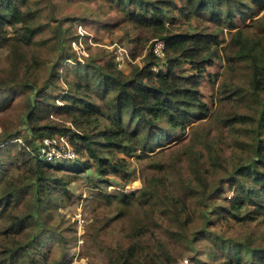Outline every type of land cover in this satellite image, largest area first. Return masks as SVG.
<instances>
[{"label": "trees", "instance_id": "trees-1", "mask_svg": "<svg viewBox=\"0 0 264 264\" xmlns=\"http://www.w3.org/2000/svg\"><path fill=\"white\" fill-rule=\"evenodd\" d=\"M106 1L119 17L111 27L120 26L129 37V73L117 68L112 57L103 63L80 60L72 47L75 26L62 53L64 87L54 95L60 74L38 85L24 47L45 29L59 34L62 21L35 25L44 11L51 13L49 7L34 9L32 0H0V49L8 51L10 60L0 69V264H64L62 251L73 247L75 239L66 237L53 209L76 176L63 171L93 168L99 178L94 186L108 185L110 177L127 182L135 173L131 157L144 162L142 188L94 194L122 204L117 218L135 204L143 209L142 219L182 239L201 211L204 228L195 239L205 237L212 245L203 264H264V244L229 234L247 222L264 224V0ZM158 42L163 43L162 58L154 53ZM221 62L219 78L208 72ZM204 77L216 84L215 108L202 98ZM16 96L25 134L18 126L8 127L5 119ZM189 126L190 139L180 155L190 154L191 175L177 171L172 178L162 155L145 152L165 138L185 134ZM45 139L57 148L66 142L73 157L42 155ZM228 141L245 149L230 161L223 156ZM225 163L230 165L227 175L212 183ZM8 168L17 174L11 176ZM148 222L132 227L126 249L115 257L106 253L109 264L169 261L163 240H156L155 249L144 247ZM219 227L227 235L216 233Z\"/></svg>", "mask_w": 264, "mask_h": 264}, {"label": "rangeland", "instance_id": "rangeland-1", "mask_svg": "<svg viewBox=\"0 0 264 264\" xmlns=\"http://www.w3.org/2000/svg\"><path fill=\"white\" fill-rule=\"evenodd\" d=\"M32 6L34 9L37 7H49L51 9L50 14L44 11L42 18L37 20L35 25L43 24L40 26L47 27L45 23L52 21L54 22L53 25L56 26L59 21H62L59 25V34H56V31L45 29L42 35L35 38L31 46L25 45L24 47L25 61L31 65L33 62L35 65L34 79L38 77V85L48 81L54 72L59 73V86L56 88L54 95L61 93V89L64 87L62 83L63 69L67 68V66H62V53L68 50L66 35L68 33L72 34L75 26L77 41L80 39L81 45L78 44L75 48L72 47L80 60L85 61L88 59L103 63L112 57L117 68L124 74L129 73V61L131 60L129 37L120 26L117 28L111 27L118 22L119 17L114 11L109 9V4L106 0H53L52 3L49 1V4L47 0H32ZM178 19L179 23L183 22L181 17L178 16ZM67 29L69 31H66ZM211 30L212 26H209L208 31ZM117 51L121 52V54L124 51V54H127L128 58L124 64H117L115 55ZM117 59L119 60L121 57ZM9 63L8 51L0 49V69L7 67ZM153 70L156 71L157 67H154ZM223 70L224 65L221 62L217 63L215 67L209 68L208 72L212 74L217 72L219 78ZM200 91L203 95L202 98L209 105L212 104V108H215L216 84L210 81L209 78L204 77L200 84ZM20 100L16 96L14 104L9 109L5 119L8 127L18 126L20 132L22 133L23 131V134H25L24 128L20 123L21 108L17 106ZM2 117L0 113V119ZM189 128L190 126L185 134L165 138L162 141V145L153 151L149 150L151 152H145L148 156H156L158 158L162 155L163 162L167 163L168 167L171 166L170 174L172 178L177 177V171H180L185 177H190L191 175L188 170L190 154H186V156L180 155L181 147L185 148L184 144L189 142ZM64 143L65 145H60V148H53L50 154L59 156L57 151H67L69 147L66 142ZM200 147L204 153L205 148ZM224 147L227 149V153H224L223 156L228 161L232 159L234 154L245 150L243 145L233 141L226 142ZM194 151L197 150L194 149ZM62 157L65 156L62 155ZM128 160L131 167L135 169V173H130L127 182H122L121 178L110 177L108 185L102 182L98 186H94L99 178L94 177L93 168L77 173L63 171L65 174L76 176L75 180L67 184L68 193L56 200V206L53 209L55 221L61 223L62 228L65 229L66 237H74L75 239L73 247L62 251L61 261L64 264H109L106 253L115 257L117 250L126 249L129 244V239L126 237L133 232L132 227H139L148 222L147 219H142L141 213L143 209L136 206L134 202V206H130L127 211L117 218L119 212L117 208L122 204L116 199L106 202L96 196L100 192L105 195L137 193L142 188L145 174L144 162L138 161L136 157L128 158ZM202 161L207 165L204 160ZM59 163L61 164L62 162ZM229 167L230 165L225 163L224 168H219L211 177L212 183L222 180L227 175L225 173L226 170H229ZM8 169L11 176L17 174L14 168ZM226 182H224L223 189L218 193L220 199L226 194ZM220 199L217 200V203L220 202ZM194 217L196 219L186 229V234L182 239H178L163 231V228H161L162 224L154 225L149 220L148 231L142 232L144 247L147 251H149V248L155 249L156 240L161 239L165 243V249L171 256L169 261L163 264H203L208 260L207 256H209V250L212 245L205 237L195 239V237L200 236L204 225L201 211H197ZM224 229L219 227L216 229V233L227 235ZM229 234L238 239L249 237L255 245L264 244V224L262 223L257 224L254 221L237 225ZM52 249L55 255L61 252L58 246ZM192 257L196 259V262H191Z\"/></svg>", "mask_w": 264, "mask_h": 264}, {"label": "built area", "instance_id": "built-area-1", "mask_svg": "<svg viewBox=\"0 0 264 264\" xmlns=\"http://www.w3.org/2000/svg\"><path fill=\"white\" fill-rule=\"evenodd\" d=\"M79 40L75 41V42H72V46L74 48L78 44L81 45ZM162 50H163V43L162 42L156 43L155 48H154V53H155V55L158 58H162L163 57V51ZM115 55H116L117 64H121V63L124 64L125 60L128 58L127 54H124V51H123L122 54H121V52L117 51V53L115 52ZM118 57H121V59L118 60L117 59ZM43 145H44V147H42V149H41L42 155H47V157L50 160H52L51 157L53 156V154L48 153V150H50V152H51V150L53 148H55V142L45 139V140H43ZM57 153H58L59 156H56V157L59 158V159H61V158H72L73 157V153L69 149L67 151H65V152L57 151ZM62 155L65 156V157H62Z\"/></svg>", "mask_w": 264, "mask_h": 264}]
</instances>
